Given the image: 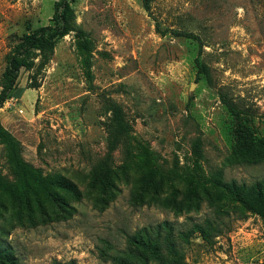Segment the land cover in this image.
Listing matches in <instances>:
<instances>
[{"label":"rangeland","instance_id":"rangeland-1","mask_svg":"<svg viewBox=\"0 0 264 264\" xmlns=\"http://www.w3.org/2000/svg\"><path fill=\"white\" fill-rule=\"evenodd\" d=\"M59 1L0 0V91ZM67 24L0 107V264H264L223 187L264 181V0H71Z\"/></svg>","mask_w":264,"mask_h":264},{"label":"trees","instance_id":"trees-1","mask_svg":"<svg viewBox=\"0 0 264 264\" xmlns=\"http://www.w3.org/2000/svg\"><path fill=\"white\" fill-rule=\"evenodd\" d=\"M140 1L146 10L150 8L152 0ZM70 2L71 0H60L57 4L53 23L38 27L30 33L22 34L12 52L6 57L4 70L2 72L4 87L0 91V107L8 97L10 90L14 87L19 69L23 65L22 58L27 56L33 49H48L57 38L67 33L69 29L67 19L70 12ZM175 34L182 35V33L177 32ZM102 186H106L104 181ZM223 187L234 196L235 200L242 205H246L250 210L257 212L264 219V181H257L250 185H238L235 181H231L229 183H224ZM210 226L211 222L209 226L200 227V232L204 237L206 234H210V231L208 232ZM146 236V240L141 238L137 241L134 236H130L129 240L141 244L150 241L153 246L152 249L157 250V240L152 242V238L148 235ZM157 239L159 240V235H157ZM164 241L171 250L175 251L174 239L170 234L165 237Z\"/></svg>","mask_w":264,"mask_h":264}]
</instances>
